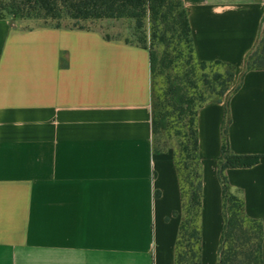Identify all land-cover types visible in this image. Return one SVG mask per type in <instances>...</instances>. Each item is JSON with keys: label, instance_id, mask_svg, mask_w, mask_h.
<instances>
[{"label": "crops", "instance_id": "1", "mask_svg": "<svg viewBox=\"0 0 264 264\" xmlns=\"http://www.w3.org/2000/svg\"><path fill=\"white\" fill-rule=\"evenodd\" d=\"M183 3L197 59L231 63L238 78L264 0ZM228 106L230 149L260 159L226 174L264 230V69ZM225 110L209 102L197 115L202 264H217L225 223ZM181 207L173 151L153 147L149 50L97 28L0 19V264H175Z\"/></svg>", "mask_w": 264, "mask_h": 264}, {"label": "trees", "instance_id": "2", "mask_svg": "<svg viewBox=\"0 0 264 264\" xmlns=\"http://www.w3.org/2000/svg\"><path fill=\"white\" fill-rule=\"evenodd\" d=\"M124 18L134 22L133 35L137 37V42H124L147 48L150 53L154 150L173 151L180 181L182 207L175 264H202L203 178L197 115L206 103L221 101H225L226 110L217 173L225 223L217 264H264L263 224L247 215L243 197L233 192L226 174L228 168L249 167L260 159L259 155H239L230 149L228 102L248 71L264 69V20L237 78L231 63L197 59L183 0H0V19H40L46 22L44 27L91 29L85 23ZM159 75L164 77L162 87L157 85ZM161 134L176 137L175 145L161 141Z\"/></svg>", "mask_w": 264, "mask_h": 264}, {"label": "rangeland", "instance_id": "3", "mask_svg": "<svg viewBox=\"0 0 264 264\" xmlns=\"http://www.w3.org/2000/svg\"><path fill=\"white\" fill-rule=\"evenodd\" d=\"M11 21L22 27H39L46 24L44 20L40 19H22ZM85 27L101 29L105 35L113 39L137 42V37L133 35L134 22L130 19H102L92 23H85ZM156 81L158 86H164L163 75L156 76ZM160 139L161 141L167 140L168 145H175L176 142V137L173 135L161 134Z\"/></svg>", "mask_w": 264, "mask_h": 264}]
</instances>
